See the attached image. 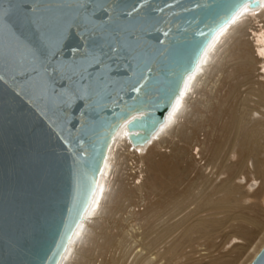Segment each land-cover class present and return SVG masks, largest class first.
Masks as SVG:
<instances>
[{"label":"rangeland","instance_id":"obj_1","mask_svg":"<svg viewBox=\"0 0 264 264\" xmlns=\"http://www.w3.org/2000/svg\"><path fill=\"white\" fill-rule=\"evenodd\" d=\"M263 19L264 3L261 9L244 17V21H248L255 30L262 29ZM246 32L251 30L247 29ZM226 39L224 33L217 35L209 52L215 54L218 48L222 51ZM243 40L252 41V37L245 35ZM227 61L230 63L224 64L221 71L216 72L210 67L208 71L192 76L193 83L198 87L191 94L190 100H181V108L186 114L179 113V107L178 116L176 113L177 117L173 118V127L169 124L176 129L184 124L182 127L188 129L185 135L166 133L164 137L168 143L161 148L153 140L142 150L134 149L131 144L128 147H123L124 144L122 147H115L121 155L113 158V166L116 167L109 169L105 175L110 183L117 181L118 174L123 176L132 203L123 192L112 201L115 203L112 204L110 214L105 215V182H101L88 215L89 220L97 225L96 231L100 233L99 244L93 247L94 261L100 262L110 255L118 258L128 248L133 249V253L137 252L141 248L138 243L142 232L159 231L158 235L164 230H174L175 223L181 219L186 221L180 223L179 229L159 249L162 253L165 249L174 247V260L169 261L170 256H163L154 264H249L254 258L255 245L262 237L261 228L264 225V138L260 137V145L252 146L244 162L248 153L246 154L242 142L248 144L251 141L249 133L252 127L256 125V121L264 122V119L254 115L245 120L243 115L239 131H233L237 113H241V100L248 97L246 93L251 86L246 82L247 76L243 71L239 74L235 69L243 66L242 57L235 53ZM231 66L234 68H229ZM201 93L214 98L208 103L209 100ZM252 99L257 100L255 97ZM249 105L253 107L254 103ZM177 150L182 153L186 151L184 160L173 154ZM215 152L219 155L211 162ZM157 153L165 154L162 159L165 166L151 171L147 166H152ZM142 156L146 158L147 164L143 166V174L140 173ZM142 176L145 178L144 187L140 185ZM228 179L234 180L233 187H230L234 192L229 195L220 191L221 185ZM221 200L222 203L227 200V205L222 206ZM168 201L179 204L180 210L183 209L182 213L175 218L164 214L169 207ZM150 209L155 211L149 213ZM131 213H135L132 218ZM142 214L145 218H150L145 225ZM105 232L117 238V247L107 245L106 249L103 248L101 234Z\"/></svg>","mask_w":264,"mask_h":264},{"label":"snow or ice","instance_id":"obj_2","mask_svg":"<svg viewBox=\"0 0 264 264\" xmlns=\"http://www.w3.org/2000/svg\"><path fill=\"white\" fill-rule=\"evenodd\" d=\"M191 3L193 7L181 4V9L195 12L201 8L200 0H191ZM208 3V9L190 18V24L196 23L197 30L184 39L185 47L178 58L176 49L163 47L165 39L157 41L162 47L153 49L142 43L138 32L156 31L161 14H176L180 0H0V82L11 79L33 90L54 110V115L65 119L77 105L98 115L111 108V114L117 116L114 110L125 99V93L131 94L128 99L135 100L152 80L153 65L157 64L160 80L166 87L150 102L132 105L128 115L151 111L158 113L162 122L179 95L182 78L194 70L211 37L223 27V24L213 27L215 20L224 15L226 23L249 3L259 7V0H238L237 3L208 0ZM101 11L104 16L98 19ZM120 20L129 23L121 24ZM202 24L206 28H201ZM77 31L84 42L66 54V39ZM169 35L170 30L161 32L162 37ZM120 74L127 81H121ZM127 118L123 111L116 120L100 116L98 126L90 129L92 132H98L101 127L106 129L102 134L103 144L95 150L100 157L95 160L97 165H102L108 142L119 122ZM79 212L76 209V218ZM71 227L66 226L61 243L49 259L62 251ZM256 264H264V253Z\"/></svg>","mask_w":264,"mask_h":264},{"label":"water","instance_id":"obj_3","mask_svg":"<svg viewBox=\"0 0 264 264\" xmlns=\"http://www.w3.org/2000/svg\"><path fill=\"white\" fill-rule=\"evenodd\" d=\"M232 2L237 3L238 0ZM181 4L193 7L191 0H180L176 14H161L156 31L150 34L138 32L145 46L153 49L162 47L157 41L165 39L163 47L176 49L179 58L185 47L184 39L190 38L197 30V24H190V18L209 7L208 0H200L201 8L195 12H184ZM249 5L253 7L251 3ZM103 16L102 11L97 14L98 19ZM231 19L225 23L226 17L221 15L213 27L216 24L225 26ZM120 23L128 24L129 21L120 20ZM200 27L206 28V25ZM164 30H170L168 37L161 36ZM83 42L78 31L70 34L65 42V53L80 47ZM153 67L152 80L145 84L136 99H128L131 94L125 93V99L114 110L117 116L123 111L128 118L119 122L114 136L109 140L102 165L95 163L100 158L95 150L103 144L102 134L106 129L101 127L98 132L90 129L98 126L100 116L106 120H116L117 116L111 114V108L98 115L77 105L65 119L54 115V110H50L47 102L33 90L25 89L11 79L0 82V264H59L91 204L118 129L128 123L132 144L138 146L148 143L165 122L186 78L194 71L182 78L179 95L165 112L162 122L159 114L151 111L128 115L132 105L150 102L166 87L160 80L158 65L154 64ZM119 79L127 81L123 74H120ZM94 168L99 171H93ZM69 209L73 211L69 212ZM76 209H80L78 218ZM67 225L72 227L62 251L57 257L49 259L56 251V245L61 243ZM262 253L264 246L250 264H256Z\"/></svg>","mask_w":264,"mask_h":264},{"label":"bare ground","instance_id":"obj_4","mask_svg":"<svg viewBox=\"0 0 264 264\" xmlns=\"http://www.w3.org/2000/svg\"><path fill=\"white\" fill-rule=\"evenodd\" d=\"M259 1H260L259 7H257V8H253L249 4L242 7L233 16L231 21L229 23H227L225 26H223L216 33V35L213 37V39L209 43L208 47L204 51L196 69L192 73H190L188 75V77L186 78V81L184 83V86L182 88L180 95L177 97L172 108L170 109V111L166 115L165 122L163 123V125L160 126V128L156 131V133L152 136L151 140L148 143L138 145V146L133 145L129 139V131L127 129L128 123L122 124V126L118 129V131L114 137L112 146L108 152L106 161L104 163V167H103L101 175L99 177L98 186H97V189L93 195L91 204H90L89 208L87 209V211L85 212V215H84L82 221L77 226V228H76V230H75V232H74V234L70 240V243H69L64 255L62 256V259L60 260L59 264H154L156 261L161 259L163 256H170L169 261L174 260L175 254H172V252L175 250L174 247L167 248L162 253L159 251V249L165 243L166 239H168L170 236H172L175 233V231H177V229H179L178 226L180 225V223L181 222L184 223L186 221V219H181V220L177 221L175 223L176 227L174 230H172V229L164 230V231H161L158 235H157V233L159 231L158 232L157 231H150L147 233L145 232L147 235L142 232V234L140 235V237H142L141 241L138 243L139 247H141V248L137 252L133 253V249L128 248V251H126V253H124L123 255H120L118 258H115L114 255H110V256H105L100 262H98L97 260L96 261L93 260V251H94L93 247L97 246L99 244L100 233H98L96 231L97 225L95 226L94 223L91 220H89L88 215L91 212L92 206H93L94 201L96 199V195L98 193V189H99L102 181L105 182V187H104L105 191H104V196H103L104 197L103 200L105 199L104 200L105 205L103 208L105 215L110 214V211L112 210V204L115 203V201L113 203H112V201L115 198H117L119 194H123V192H124V196L126 197V199H128L130 204L132 203V201H131L132 197L130 195H128L129 190L126 188V185L123 181V176L121 174H118L119 178L117 179V181H113L112 183H110V182H108L110 180L105 175V173H108L109 169L116 167V166H113V163H114L113 158H116L117 156L121 155V153L119 151L115 150V147H120V146L122 147V144H124L123 147H128L131 144L134 149L142 150V149L146 148L149 145V143H151V141L153 140V142L157 145V147L161 148V147H163V145L168 143V140L164 137V135L166 133H172V135L175 134L176 132L181 133V135H185L187 133L188 129L186 127H184V128L182 127V126H184V124L180 125V127H181L180 129H176L175 127L172 128L173 127L172 124L175 123L173 121L175 114L177 113L178 109L181 108V105H182L181 100H183V101L190 100L189 98H190L191 94L195 93V91L198 87L193 83V81L191 79L195 73L196 74H198L199 72L204 73V72L208 71V69L210 67H213V69L215 71L216 70L221 71V68L224 66V64L230 63L227 61L228 57L230 55L232 56L235 53H237L243 59L242 64L239 62L243 66L242 67L241 66L235 67L236 72H238L240 74V71H243L244 75L247 76L246 82L249 83L251 87H250V90L246 93V94H248V97L246 96L241 100V103H240L241 113L240 112L237 113L238 115L235 119V128L233 131H235V130H237V132L239 131V128L241 127L240 125L242 122V116L243 115H244L245 120L246 119L249 120V118L250 117L252 118V116H254V115H257V117L259 115V116H261L260 118L264 119V111H262V109H264V24L261 25L262 29L255 30V29H253V27L250 25V23L248 21H244V17L249 16L250 14L257 11L258 9L262 8L264 0H259ZM262 22H264V19ZM230 29H231V32H229ZM247 29H250L251 32H249V33L246 32ZM220 33H224V35L227 36V39L222 46L223 50L219 51L220 48H218V50L216 51L215 54H211L209 52L210 47L215 43V39H216L217 35H219ZM245 35H247L249 37L251 36L252 41H250V40L244 41L243 38ZM209 55H210V58H209ZM258 65H259V67L257 68ZM229 68H234V66H231ZM226 71H227V69H226ZM255 77H258V79L255 80ZM199 92H201V91H199ZM199 92H197V94ZM202 95L206 97L205 94H202ZM252 97L257 98V100L252 99ZM213 98H214V96L212 97V95H210V96L206 97V100H209L208 103H210ZM200 103H202V102H200ZM249 103H254V106L253 107L250 106ZM179 113H183L184 115L186 114V112L182 108L180 109ZM179 113H177V116ZM177 116H175V117H177ZM187 121H189V120H187ZM169 124L172 127L169 126ZM255 124L256 125L252 127V129L249 133V138L251 141L248 144L245 141L242 142V146H243V148H245L246 154L248 153V155L244 158L243 162L247 160V158L249 156V152H251V150H252V146L254 144L260 145V137L264 138V122L258 120V121H256ZM182 128H183V130H182ZM183 137L185 138V136H183ZM188 138L192 139L191 136H189ZM173 150H175V149H173ZM200 152H201V150H199L198 154H200ZM159 153L154 155L152 166H147L146 158H144V156L140 157V161L142 164V166L140 167V173L141 174L144 173V169H143L144 165L147 166V169H149L151 171H153L157 167H163L164 168L165 165L162 164L163 163L162 159H164L165 154H159ZM184 153H182L181 150H177L173 154H175L177 157H180L182 160L185 157ZM230 153L231 152H229V154ZM218 155H219V153L215 152V156H213L211 162H213L214 159L216 157H218ZM225 165L223 164V166H225ZM214 167H216V164ZM262 174H264V170H262ZM144 179H145L144 176H142V178H141L142 181H140V185L142 187L145 186ZM233 185H234V180L228 179L227 181H225L221 185L220 191H224L228 195L232 194V192H234V191H232L230 187H233ZM106 186H107V188H106ZM179 199H181V198L179 197ZM183 201H185V200H183ZM222 201L223 200H221L222 206L227 205V200H225V203H222ZM173 202L169 203V201H168L169 207H167L164 214H170V215H172L173 218H175L182 213L183 209L181 208V210H180L179 204H176L175 202L174 203ZM177 202H178V200H177ZM125 209H127V207ZM151 211H155V210L150 209L149 213ZM134 214L135 213H131L130 217L132 218L134 216ZM141 217L143 218L144 225H145V223H147L150 220L149 217L145 218L144 214H142ZM181 226H182V224H181ZM261 232H262V237L259 238V241H258L259 243L255 245V249H254L255 256L260 252V250L264 246V225L261 228ZM101 239L103 240V243H104V247H103L104 249H106L107 245H110V247H113V246L117 247V238L113 237L110 233L105 232V233L101 234ZM260 245H262V246H260ZM259 246H260V248H258ZM255 256H254V258H255ZM131 258H133V259L131 260Z\"/></svg>","mask_w":264,"mask_h":264}]
</instances>
